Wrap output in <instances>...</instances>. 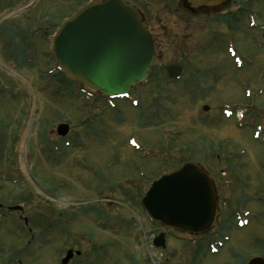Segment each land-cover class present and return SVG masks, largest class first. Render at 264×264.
Masks as SVG:
<instances>
[{
	"label": "rangeland",
	"instance_id": "1",
	"mask_svg": "<svg viewBox=\"0 0 264 264\" xmlns=\"http://www.w3.org/2000/svg\"><path fill=\"white\" fill-rule=\"evenodd\" d=\"M88 1L0 0V264H62L70 249L78 255L67 264L264 258V0L196 12L180 0H129L155 40L149 82L130 95L138 106H110L57 69L53 33ZM173 64L185 67L176 83ZM189 161L224 172L232 194L230 238L206 255L205 241L153 246L163 229L141 204L153 181Z\"/></svg>",
	"mask_w": 264,
	"mask_h": 264
},
{
	"label": "water",
	"instance_id": "2",
	"mask_svg": "<svg viewBox=\"0 0 264 264\" xmlns=\"http://www.w3.org/2000/svg\"><path fill=\"white\" fill-rule=\"evenodd\" d=\"M181 1L187 9H201L221 8L231 0ZM52 52L59 68L73 80L105 94H124L130 85L146 78L155 45L142 11L133 2L95 0L61 24ZM168 73L179 77L182 67L172 65ZM67 132V125L59 128L60 134ZM141 203L151 220L192 234L210 229L219 212L214 182L194 161L153 181ZM153 242L165 247V233ZM73 255L69 250L62 263H68ZM248 264H264V258L254 257Z\"/></svg>",
	"mask_w": 264,
	"mask_h": 264
},
{
	"label": "flooded vegetation",
	"instance_id": "3",
	"mask_svg": "<svg viewBox=\"0 0 264 264\" xmlns=\"http://www.w3.org/2000/svg\"><path fill=\"white\" fill-rule=\"evenodd\" d=\"M233 1L234 0H231L230 2H233ZM230 2H228L227 4H225L220 9H224L227 5H229ZM183 6H184V4H183ZM201 9H203V8H201ZM187 10L190 11V12H196L197 10H200V8L187 9ZM149 77H150V74H148V79L145 82H149ZM182 77L177 78V79H173V78H168V79H169V82L170 83H176ZM153 81H154V78H153ZM142 83L143 82H137V83L133 84L129 88L128 93H133L134 94L135 91L139 88V86ZM186 85L189 86V87L191 86V84H189V81H186ZM99 95H101L103 98H107L108 99V104L109 103H113V105H115V102L114 101H118V100L129 101V98H126V97L110 96V95L105 96V95H102V94H99ZM221 174H223V172ZM211 175H212V178H213L214 184H215L216 198H217L218 210H219L218 217H217V220H216V224L212 228L208 229L207 231H205V232H203L201 234L191 235V234H188V233H183V232H181L179 230H176V229H171V228L170 229H166L162 225H160V224L157 223V225H159V227H161L163 229V231L166 230L167 249H168V245L170 244V238L171 237H174V239H176V241H186V240H189V241H191V243H193V244H199V245L201 244L202 241H205L206 242V247L203 248L204 250H202L203 251L202 254L206 255V254H210L209 251H211V249L213 247H216V248L219 247L218 241L220 239L223 238L224 240H228L230 238V235L228 233V227H230L228 225L229 222L228 221L225 222L226 220H229L228 219L229 216L227 215V213L230 215V212H227L226 213L224 209L226 208V200H229L230 198H232V194L231 193H227L226 190L223 192V189L220 187L221 186V182H222L220 175H214L212 173H211ZM234 193L235 192H233V195H234ZM240 193H241V190L238 189V188H236V193L235 194L236 195L238 194L240 196V199L243 200V202L248 201L247 199H245V197L243 196V194L241 195ZM222 200H224V201H222ZM226 211H227V209H226ZM251 213H252V211H251ZM224 226H228V227L225 228ZM199 250H201V248H199L198 251ZM216 251H218V249ZM76 252H77V250H76ZM169 252H170V255L173 256L176 253V250L173 247H171V245H170ZM77 255L78 254H76L75 256H77ZM18 264H21V262L18 261Z\"/></svg>",
	"mask_w": 264,
	"mask_h": 264
}]
</instances>
